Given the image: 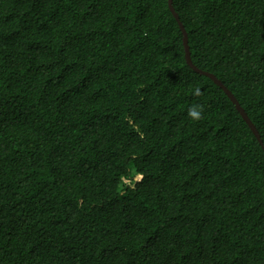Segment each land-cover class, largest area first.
<instances>
[{"label": "trees", "instance_id": "16d2710c", "mask_svg": "<svg viewBox=\"0 0 264 264\" xmlns=\"http://www.w3.org/2000/svg\"><path fill=\"white\" fill-rule=\"evenodd\" d=\"M173 4L0 0V264H264L263 145L180 26L264 143V0Z\"/></svg>", "mask_w": 264, "mask_h": 264}, {"label": "water", "instance_id": "95a60500", "mask_svg": "<svg viewBox=\"0 0 264 264\" xmlns=\"http://www.w3.org/2000/svg\"><path fill=\"white\" fill-rule=\"evenodd\" d=\"M169 7L171 9V11L174 13V15L176 16V18L179 20V15L175 10L174 4H173V0H169ZM180 26L181 29L183 30L184 33V45H185V51H186V60L187 63L198 73L207 75L209 77H211L218 85H220L225 92L228 94V96L231 98V100L234 102L236 108L238 109V111L240 112V114L242 115V117L245 119V121L248 123V125L251 127V129L253 130V132L255 133V135L257 136V138L259 139L260 143L263 145L264 148V143L263 140L261 138V135L257 129V127L255 126V124L252 122L251 118L249 117L248 113L246 112V110L241 106L240 102L238 101V99L235 97V95L232 93V91H230L225 85L224 83L213 73L203 70L201 68H199L198 66H196L193 63L192 57H191V51H190V47H189V43H188V34L187 31L183 25L182 22H180Z\"/></svg>", "mask_w": 264, "mask_h": 264}, {"label": "clouds", "instance_id": "9594fccd", "mask_svg": "<svg viewBox=\"0 0 264 264\" xmlns=\"http://www.w3.org/2000/svg\"><path fill=\"white\" fill-rule=\"evenodd\" d=\"M197 94H198V90H197ZM202 113H203V107L201 105H193L188 109V116L194 120L201 119ZM125 182L127 181L125 180Z\"/></svg>", "mask_w": 264, "mask_h": 264}]
</instances>
